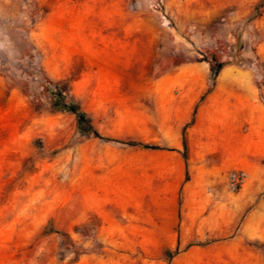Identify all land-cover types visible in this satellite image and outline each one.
<instances>
[{
  "label": "rangeland",
  "instance_id": "obj_1",
  "mask_svg": "<svg viewBox=\"0 0 264 264\" xmlns=\"http://www.w3.org/2000/svg\"><path fill=\"white\" fill-rule=\"evenodd\" d=\"M260 2L0 0V264H264V160L222 169L230 199L212 222L203 196L215 189L193 168L191 215L175 224L163 206L172 153L86 136L43 88L58 83L104 137L172 147L154 80L179 60L208 69L214 51L264 83ZM234 171L244 180L232 189Z\"/></svg>",
  "mask_w": 264,
  "mask_h": 264
},
{
  "label": "crops",
  "instance_id": "obj_2",
  "mask_svg": "<svg viewBox=\"0 0 264 264\" xmlns=\"http://www.w3.org/2000/svg\"><path fill=\"white\" fill-rule=\"evenodd\" d=\"M207 68L197 62H184L174 65L154 80L159 89V134L172 136V147L137 140L158 146L143 147L145 149L172 153L175 171L171 182H168L170 195L163 206L168 209L170 222L175 224L179 221V213L186 218L191 215L189 210L181 209L190 205L198 170L205 173V184L215 189L203 196L204 208L209 205L214 208L205 218L206 222H212L214 216H218V208H222L230 199L223 184L222 169L232 162L240 167L246 157L247 162L250 157L258 162L264 160V83L256 84L251 70L241 67L234 69L232 64L224 66L210 80L209 65ZM225 70L234 75L244 74L246 81L240 84L231 77L222 79ZM192 73L197 78H193ZM163 92H172L173 97L165 98ZM183 152H200L218 161L197 164L196 158L190 156V159L187 158L186 179ZM248 163L255 164L252 161ZM193 168L196 170L194 173Z\"/></svg>",
  "mask_w": 264,
  "mask_h": 264
},
{
  "label": "trees",
  "instance_id": "obj_3",
  "mask_svg": "<svg viewBox=\"0 0 264 264\" xmlns=\"http://www.w3.org/2000/svg\"><path fill=\"white\" fill-rule=\"evenodd\" d=\"M264 0H261L260 4H263ZM209 57L204 58L203 60L206 61L209 65V71H210V77L211 79H214L220 70L229 64H232L234 61L232 59L227 61H221L217 58V55L214 51L209 52ZM184 63V60H179L174 65H178ZM48 84H44L43 88L47 92L49 96V107L52 110H61V111H69L75 115L76 118V126L79 131H81L83 134H86L88 137H97L103 139L106 143L112 144L115 146L120 147H136V146H142V147H148V148H158V146L155 145H148L145 143H142L141 141L133 140V139H119L114 137H104L100 135L96 129L91 124L89 118L87 117L86 113L80 108L79 104L76 103L73 100H69L67 98L66 93L59 87L58 83H55L53 81L47 80ZM52 85V87L49 86ZM183 157L185 159V178H188V172H187V154L186 152H183ZM58 233L64 242H68L70 240L69 236L59 230L55 231Z\"/></svg>",
  "mask_w": 264,
  "mask_h": 264
},
{
  "label": "built area",
  "instance_id": "obj_4",
  "mask_svg": "<svg viewBox=\"0 0 264 264\" xmlns=\"http://www.w3.org/2000/svg\"><path fill=\"white\" fill-rule=\"evenodd\" d=\"M244 180V172L243 171H234L229 174L228 182L232 189L240 187Z\"/></svg>",
  "mask_w": 264,
  "mask_h": 264
}]
</instances>
